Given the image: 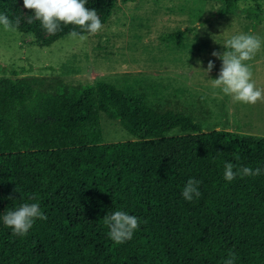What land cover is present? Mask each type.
I'll use <instances>...</instances> for the list:
<instances>
[{
	"label": "trees",
	"instance_id": "trees-1",
	"mask_svg": "<svg viewBox=\"0 0 264 264\" xmlns=\"http://www.w3.org/2000/svg\"><path fill=\"white\" fill-rule=\"evenodd\" d=\"M134 1L88 8L105 21L116 2ZM210 1L220 16L264 4ZM100 114L131 140L104 143ZM174 129L183 134L167 136ZM228 162L264 169V137L202 132L104 82L53 93L36 78H0V264H223L230 253L235 264H264V174L228 182ZM190 178L201 181L191 202L182 196ZM24 203L47 220L14 236L2 216ZM117 210L141 222L120 245L104 222Z\"/></svg>",
	"mask_w": 264,
	"mask_h": 264
},
{
	"label": "rangeland",
	"instance_id": "rangeland-1",
	"mask_svg": "<svg viewBox=\"0 0 264 264\" xmlns=\"http://www.w3.org/2000/svg\"><path fill=\"white\" fill-rule=\"evenodd\" d=\"M219 7L210 0L116 2L101 20L103 29L95 35L82 33L88 38L80 41L66 33L72 25L62 24V31L50 35L23 0H4L0 14L19 18L20 24L15 31L0 25V78H36L42 90L53 93L104 82L141 95L155 112L189 118L202 132L264 137V102H235L212 80L219 78L222 66L212 53L226 51L227 40L238 34L264 40V4L239 2L234 14L224 16L217 14ZM210 60L215 67L206 75ZM248 63L256 87L264 89V45ZM100 126L104 143L131 140L117 121L103 114ZM182 134L174 129L167 136Z\"/></svg>",
	"mask_w": 264,
	"mask_h": 264
},
{
	"label": "clouds",
	"instance_id": "clouds-1",
	"mask_svg": "<svg viewBox=\"0 0 264 264\" xmlns=\"http://www.w3.org/2000/svg\"><path fill=\"white\" fill-rule=\"evenodd\" d=\"M86 4L87 0H23V7L32 10L34 19L40 21L48 34L55 35L62 31V24L72 25L75 27L68 35L80 41L86 40L88 35L98 34L103 29L97 11L94 8H87ZM19 24V18L13 21L6 14H0V25H3L5 31H15ZM262 45L264 40L253 34H238L227 40L224 45L226 51L222 54L215 51L212 53V56L222 60L219 78L212 79L213 86L219 88L225 95L231 96L235 102L249 105L264 102V89L256 87L255 81L252 80L251 65L248 63L254 59ZM214 67V62L210 60L203 72L207 75ZM262 174L264 169L259 167L256 169L237 167L231 162L224 165V179L228 182H232L237 176L243 178ZM200 183L199 180L188 179L182 191L186 201L191 202L201 196ZM37 219L47 220L38 203H24L16 210H9L2 216L4 225L12 229V234L21 237L28 234ZM104 222L109 228V238L117 245L131 240L141 223L136 216L119 210L105 215ZM235 260V253H230L223 264H235Z\"/></svg>",
	"mask_w": 264,
	"mask_h": 264
}]
</instances>
